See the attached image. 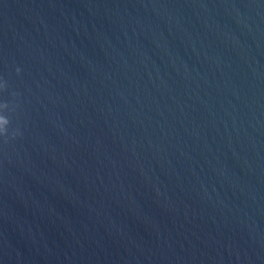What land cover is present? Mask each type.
I'll return each mask as SVG.
<instances>
[{
  "label": "water",
  "instance_id": "95a60500",
  "mask_svg": "<svg viewBox=\"0 0 264 264\" xmlns=\"http://www.w3.org/2000/svg\"><path fill=\"white\" fill-rule=\"evenodd\" d=\"M0 117V264H264V0H0Z\"/></svg>",
  "mask_w": 264,
  "mask_h": 264
},
{
  "label": "clouds",
  "instance_id": "9594fccd",
  "mask_svg": "<svg viewBox=\"0 0 264 264\" xmlns=\"http://www.w3.org/2000/svg\"><path fill=\"white\" fill-rule=\"evenodd\" d=\"M20 70L19 69H17V72H19ZM5 86V85H4ZM0 122H2L4 125H8L9 123H10V121L8 120V118L7 117H0ZM8 135V128L7 127H5L4 129H3V131H0V136H7Z\"/></svg>",
  "mask_w": 264,
  "mask_h": 264
}]
</instances>
